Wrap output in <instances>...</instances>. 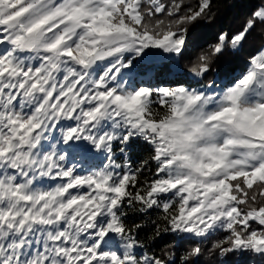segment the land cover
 Listing matches in <instances>:
<instances>
[{
    "label": "snow or ice",
    "instance_id": "6c2138e0",
    "mask_svg": "<svg viewBox=\"0 0 264 264\" xmlns=\"http://www.w3.org/2000/svg\"><path fill=\"white\" fill-rule=\"evenodd\" d=\"M213 6L0 0V264H264V0Z\"/></svg>",
    "mask_w": 264,
    "mask_h": 264
},
{
    "label": "trees",
    "instance_id": "16d2710c",
    "mask_svg": "<svg viewBox=\"0 0 264 264\" xmlns=\"http://www.w3.org/2000/svg\"><path fill=\"white\" fill-rule=\"evenodd\" d=\"M258 3V0H214L213 6V27L207 29L210 34V37L214 39L215 34L219 31V28L223 26L229 31H237L243 25L244 19L247 16L248 12L251 11V5ZM260 33L257 32L254 34L253 38L249 41L245 55L243 58L246 59L247 54L254 49H258L261 46ZM229 61L232 60V57L227 58ZM238 67V66H237ZM214 78V77H213ZM151 155L150 150L145 148H140L137 154V161L139 162L142 159H147ZM136 166V165H134ZM149 167L154 168V162L150 161ZM143 178H151V173L145 172ZM132 221L140 222L141 214L139 213H130ZM155 219V215L151 217ZM130 221V222H132ZM148 233L145 231L143 236H146ZM163 246V245H161ZM205 247H210L206 244ZM212 256H206L205 261L212 260ZM246 264H253L252 259H248Z\"/></svg>",
    "mask_w": 264,
    "mask_h": 264
},
{
    "label": "rangeland",
    "instance_id": "374dc122",
    "mask_svg": "<svg viewBox=\"0 0 264 264\" xmlns=\"http://www.w3.org/2000/svg\"><path fill=\"white\" fill-rule=\"evenodd\" d=\"M162 2H164V3H170V0H162ZM186 2H187V0H186ZM190 2L193 4V5H195L196 3H197V0H190ZM162 15V14H161ZM162 55H167V54H162Z\"/></svg>",
    "mask_w": 264,
    "mask_h": 264
}]
</instances>
